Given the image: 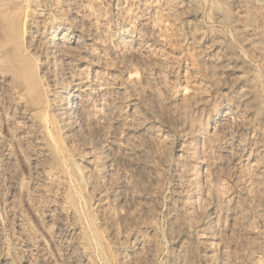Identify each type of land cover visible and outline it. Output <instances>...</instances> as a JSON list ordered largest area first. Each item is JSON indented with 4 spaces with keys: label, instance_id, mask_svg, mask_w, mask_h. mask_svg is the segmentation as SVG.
Returning <instances> with one entry per match:
<instances>
[{
    "label": "rangeland",
    "instance_id": "obj_1",
    "mask_svg": "<svg viewBox=\"0 0 264 264\" xmlns=\"http://www.w3.org/2000/svg\"><path fill=\"white\" fill-rule=\"evenodd\" d=\"M25 20L40 30L61 25L64 34H72L54 46L75 53L71 60L80 65L72 74L86 81L95 120L111 119L110 127L118 115L125 124L136 108L145 128L139 135L144 134L145 156L143 162L135 159L139 167L146 163L144 171L131 165L134 159L125 163L128 154L122 149L126 152V144L141 138L124 132L122 123L114 128L117 148H98L97 136L87 133L82 122H77L75 144L65 140L55 124L48 98L52 92L40 81L41 59L29 48L34 43L28 41ZM65 63L58 61L55 67L63 84L62 75L70 71ZM111 86L118 88L114 97L107 92ZM262 146L264 0H0V264H30L29 256L38 253L44 264H72L56 242L55 222L61 217L67 239L80 247L76 256L88 264L119 262L110 229L118 238L142 242L141 251L133 254L137 257L131 256L141 259L139 264H166L176 235L184 249H194L191 259H197L191 264H208L211 255L216 264H264ZM87 158L100 195L75 184L76 167ZM117 182L125 183V203H114L107 194L119 189ZM43 204H53L54 214L44 217ZM173 215L179 234L169 230ZM209 231L212 237L206 235Z\"/></svg>",
    "mask_w": 264,
    "mask_h": 264
},
{
    "label": "bare ground",
    "instance_id": "obj_2",
    "mask_svg": "<svg viewBox=\"0 0 264 264\" xmlns=\"http://www.w3.org/2000/svg\"><path fill=\"white\" fill-rule=\"evenodd\" d=\"M90 8V7H89ZM61 9V8H60ZM100 9V8H99ZM76 10V9H75ZM59 11V10H58ZM172 11V10H171ZM64 12V11H63ZM77 12V11H76ZM97 12V11H96ZM108 12V11H107ZM189 12V11H188ZM35 13V12H34ZM25 14V13H24ZM45 14V13H44ZM125 14V13H124ZM190 14V13H189ZM43 15V14H42ZM28 16V15H27ZM37 16V15H36ZM46 16V15H45ZM76 16V15H75ZM175 16V15H174ZM34 17V16H33ZM32 17V18H33ZM54 17V16H53ZM61 17V16H60ZM79 17V16H78ZM109 17V16H108ZM131 17V16H130ZM36 18V17H35ZM34 18V19H35ZM45 18V17H44ZM94 18V17H93ZM25 19V18H24ZM47 19V18H46ZM45 19V20H46ZM31 20V19H30ZM29 20V21H30ZM33 20V19H32ZM38 20H39V18H38ZM49 20V19H48ZM34 21V20H33ZM33 21H31V22H33ZM40 21H42L43 22V20H42V18L40 19ZM59 21V20H58ZM64 21V20H63ZM31 22H30V24H28V20H25V26L27 27V29H25V30H27V32H26V34H27V38L29 39L28 41H30V43H34L33 45H31V47H29L30 48V50L34 53V55L36 54V55H38V57H39V59H41V74H40V81H44V82H46L47 83V85H48V87H49V89H50V91L49 92H52V94L51 95H49L48 96V98H49V100H50V103H51V106H52V112L54 113V115H55V118H56V121L57 122H55L54 120V122H55V124L57 123L58 125L57 126H59V130L60 131H62V134H63V136H64V138H65V140L67 141H71L70 143H72V141H77V139L79 138V137H76L75 136V134H77V133H75V132H77L76 130H78V125H77V122L79 123H81L82 122V124H83V126H84V130L88 133H91L93 136H97V139H98V141L96 142V146L98 147V148H100V147H102V148H104L103 146H105V144H106V146L107 147H110V148H114V147H116V142H115V138H114V136L116 137V135H115V132H116V130L114 129V128H117V127H115V126H120V124L122 123V124H124L123 123V121H124V118H123V116L121 117V116H115L116 118H114L115 119V122H112V125L110 124V127L108 126V123L111 121V119H110V121L109 120H107V119H105L104 118V122H102V123H100V121H98V120H95L92 116H91V113H90V109H91V107L88 105L89 103H88V95H89V93H88V91H87V89H86V86L87 85H85V83H86V81L85 82H82L83 80H79V79H77V78H75V75H73L72 73V71L73 70H75V68H76V65L77 64H79V62L77 63V62H75V60H77V59H74V60H71V57H72V55L73 54H75V53H73V52H71V53H73L72 55H70V54H68V55H70V56H68L66 53H67V50H65V53L63 52H61L60 51V49H57L54 45L56 44V42H61L62 40H63V38H72V34H70V35H67V34H64V29H63V27L61 26V25H51L50 27L48 26V27H46L44 30L42 29V28H44V26L43 27H41L42 26V24L44 25L45 24V22L44 23H42V24H39L40 25V27H41V30L40 29H38V28H36V27H33L32 26V24H31ZM68 22V21H67ZM192 22V21H191ZM38 23H40V22H38ZM34 24V23H33ZM118 24V23H117ZM35 26H36V24H35ZM105 26V25H104ZM196 27V26H195ZM82 30V29H81ZM198 30V29H197ZM196 30V31H197ZM96 31V30H95ZM106 31V30H105ZM105 34V33H104ZM115 36V35H114ZM26 38V39H27ZM65 39H64V41H65ZM73 40V39H72ZM121 40V39H120ZM26 42V41H25ZM29 43V44H30ZM119 44V43H118ZM192 45V44H191ZM205 45V44H204ZM214 45V44H213ZM69 47V46H68ZM28 48V49H29ZM64 48V47H63ZM70 48H72L71 46H70ZM69 48V49H70ZM199 48V47H198ZM210 48V47H209ZM124 49V48H123ZM218 49V48H217ZM139 50V49H138ZM10 51V50H9ZM207 51V50H206ZM15 52V51H14ZM81 52V51H80ZM137 52V51H136ZM205 52V51H204ZM9 53V52H8ZM13 53V52H12ZM146 54V53H145ZM35 55V56H36ZM200 55V54H199ZM74 56H76V55H74ZM139 56V55H138ZM72 58H76V57H72ZM77 58H78V56H77ZM211 59V58H210ZM66 61V63L65 64H67L68 63V67H70V71H67V72H69L67 75L68 76H66L65 74L64 75H62V77L64 78V81H66V84H63V79H60L61 77H59L60 76V74H58L57 72H56V70H55V67L57 66V62L58 61ZM121 60H122V58H121ZM142 60V59H141ZM145 61V60H144ZM38 62V61H37ZM72 62V63H71ZM107 63V62H106ZM118 63H120V62H118ZM207 63V62H206ZM213 63V62H212ZM80 65V64H79ZM105 65V64H104ZM116 65V64H115ZM210 65V64H209ZM224 65V64H223ZM226 65H228V64H226ZM225 65V66H226ZM230 65V64H229ZM67 67V68H68ZM118 67V66H117ZM217 67V66H216ZM233 67V66H232ZM38 68V67H37ZM40 68V67H39ZM116 68V67H115ZM227 68V67H226ZM62 69V68H61ZM77 69H78V67H77ZM80 69V68H79ZM147 69V68H146ZM232 69V68H231ZM235 69V68H234ZM238 69V68H237ZM58 70V69H57ZM229 70V69H228ZM233 70V69H232ZM136 71V70H135ZM226 71V70H225ZM71 72V73H70ZM78 72V71H77ZM142 72V71H141ZM108 73V72H107ZM194 73V72H193ZM230 73V72H229ZM233 73V72H232ZM73 76H72V75ZM79 74H80V72H79ZM78 74V75H79ZM115 74V73H114ZM215 74H217V73H215ZM235 74V73H234ZM234 74H233V76H234ZM237 74V73H236ZM78 75H77V77H78ZM111 75V74H110ZM117 75V74H116ZM221 75V74H220ZM224 75V74H223ZM229 75V74H228ZM115 76V75H114ZM151 76V75H150ZM225 76V75H224ZM37 77V76H36ZM196 77V76H195ZM230 78H231V76H229ZM227 78H228V76H227ZM226 78V79H227ZM229 78V79H230ZM1 79H3V78H1ZM232 79H234V78H232ZM120 80V79H119ZM132 80V79H131ZM197 80V79H196ZM231 80V79H230ZM136 81V80H135ZM238 81V80H237ZM5 82V81H4ZM4 82H3V84H4ZM118 82V81H117ZM146 82V81H145ZM153 82H155V81H153ZM225 82V81H224ZM132 83H133V81H132ZM136 83V82H135ZM222 83V82H221ZM2 84V83H1ZM6 84V83H5ZM109 85H111L110 83H108ZM148 84H150V83H148ZM212 84V83H211ZM226 84V83H225ZM229 84V83H228ZM104 85V84H103ZM206 85V84H205ZM214 86V85H213ZM222 86V85H221ZM88 87V86H87ZM128 87V86H127ZM216 87V86H215ZM46 88V87H45ZM106 88V87H105ZM123 88V87H122ZM130 88V87H129ZM246 88V87H245ZM9 89V88H8ZM7 89V90H8ZM37 89V88H36ZM219 89V88H218ZM228 89V88H227ZM104 90V89H103ZM120 91V90H119ZM4 92V91H3ZM90 92V91H89ZM107 92H109V95L110 94H112L113 95V93H115L116 95L118 94V88L117 87H115V86H111L110 88L109 87H107ZM183 92V91H182ZM220 92V91H219ZM222 92V91H221ZM247 94V93H246ZM245 94V95H246ZM14 95V94H13ZM119 95H120V93H119ZM118 95V96H119ZM150 95V94H149ZM242 95H244V94H242ZM13 97V96H12ZM113 97H114V95H113ZM137 97V96H136ZM135 97V98H136ZM156 97V96H155ZM223 97V96H222ZM250 97V96H249ZM47 98V99H48ZM128 98V97H127ZM241 99H243L242 97H240ZM117 99V98H116ZM139 99V98H138ZM12 100V99H11ZM162 100V99H161ZM238 100V99H237ZM245 100V99H244ZM251 100V99H250ZM95 101V100H94ZM149 101V100H148ZM110 102V101H109ZM114 102V101H113ZM248 102H250V101H248ZM252 102H254L253 100H252ZM251 102V103H252ZM242 103V102H241ZM246 103V102H245ZM7 104V103H6ZM113 104V103H112ZM143 104V103H142ZM164 104V103H163ZM243 104H244V102H243ZM254 104V103H253ZM9 105V104H8ZM120 105V104H119ZM153 105V104H152ZM158 105V104H157ZM172 105V104H171ZM223 105V104H222ZM47 106V105H46ZM107 106V105H106ZM131 106H133V105H131ZM130 106V107H131ZM242 107V106H241ZM153 108V107H152ZM26 109V108H25ZM167 109V108H166ZM221 109V108H220ZM245 109H246V107H245ZM226 110V109H225ZM243 110V109H242ZM99 111V110H98ZM152 111H153V109H152ZM25 112V111H24ZM168 112V111H167ZM129 115H127V116H129L130 117V121H128L129 119H127V123H125L124 124V126H125V128H124V132H127V134L128 133H131V131L132 132H134V133H137L138 134V136L140 135V132H142V131H144V127H143V118H142V116L136 111V108H134V106L131 108V111H129ZM154 113V112H153ZM164 113V112H163ZM162 113V114H163ZM228 113V112H227ZM249 113H250V111H249ZM51 114V113H50ZM49 114V115H50ZM73 114H75V116L73 115ZM114 114H115V112H114ZM253 114V113H252ZM168 115V114H167ZM13 116V115H12ZM113 116V115H112ZM170 116V115H169ZM245 116V115H244ZM252 116V115H251ZM20 117V116H19ZM103 117V116H102ZM51 118V117H50ZM54 118V119H55ZM251 118V117H250ZM53 119V118H52ZM152 119V118H151ZM236 119V118H235ZM150 120V119H149ZM213 120H214V118H213ZM238 120V119H237ZM247 120H248V118H247ZM173 121H174V119H173ZM244 121H245V119H244ZM145 122V121H144ZM151 122V121H150ZM232 122V121H231ZM28 123V122H27ZM36 123V122H35ZM214 123V122H213ZM226 123V122H225ZM252 123V122H251ZM25 124V123H24ZM121 124V125H122ZM180 124V123H179ZM220 124V123H219ZM262 124V123H261ZM53 125V124H52ZM78 126V127H77ZM82 126V127H83ZM118 126V127H119ZM36 127V126H35ZM226 127V126H225ZM263 127V126H262ZM57 128V127H56ZM55 128V129H56ZM122 128V127H121ZM171 128V127H170ZM227 128V127H226ZM231 128V127H230ZM242 128V127H241ZM245 128H247L246 127V125H245ZM38 129V128H37ZM119 129V128H118ZM148 129V128H147ZM228 129V128H227ZM252 129V128H251ZM121 130V129H120ZM119 130V131H120ZM174 130V129H173ZM250 130V129H249ZM49 131V130H48ZM56 131V130H55ZM60 131H59V134H60ZM81 131H83V130H81ZM118 131V130H117ZM245 131V130H244ZM78 132H79V130H78ZM85 132V133H86ZM105 132H107L109 135L108 136H111V138H108V139H103V138H101V137H103L104 135H105ZM167 132V131H166ZM248 132V131H247ZM58 133V132H57ZM244 133V132H243ZM37 134V133H36ZM82 134V133H81ZM111 134V135H110ZM227 134V133H226ZM119 135H120V133H119ZM144 135V134H143ZM143 135H142V138L141 139H137V140H135V141H133V139H132V141H133V143L132 142H130V143H132V144H126L127 145V147H126V149L125 150H127L126 152L122 149V153H123V155H125L124 153H126V155L128 154V156H126V157H124L123 155V157L125 158V163L128 161L129 162V159H130V161L132 160V159H134V161L133 162H131L132 164L131 165H133V167L134 168H140L141 169V171L143 170H145L146 169V163H144L143 165L141 164V166L139 167V166H137V165H140V163L135 159V157L136 156H138V157H144L145 156V150L143 149V146H142V143L141 142H143ZM230 135V134H229ZM233 135V134H232ZM258 135V134H257ZM37 136V135H36ZM79 136V135H78ZM84 136V135H83ZM137 136V137H138ZM57 137V136H56ZM59 137V136H58ZM77 139H76V138ZM80 137H81V135H80ZM136 137V136H135ZM146 137V136H145ZM145 137H144V139H145ZM172 137V136H171ZM189 137V136H188ZM35 138V137H34ZM54 138V137H53ZM63 138V139H64ZM131 138V137H130ZM158 138V137H157ZM249 138V137H248ZM60 139H61V136H60ZM87 139V138H86ZM91 139V138H90ZM121 139V138H120ZM180 139V138H179ZM240 139V138H239ZM39 140V139H38ZM54 140V139H53ZM131 140V139H130ZM142 140V141H141ZM51 141V140H50ZM67 141V142H68ZM94 141V140H93ZM260 141V140H259ZM87 142V141H86ZM253 142V141H252ZM61 143H63L62 141H61ZM66 143V142H65ZM144 143V142H143ZM179 143H181V142H179ZM260 143H262V142H260ZM35 144V143H34ZM67 144V143H66ZM72 144H75V143H72ZM89 144V143H88ZM38 145V144H37ZM63 145V144H62ZM78 145V144H77ZM80 145V144H79ZM82 145H83V143H82ZM125 145V146H126ZM165 145H166V143H165ZM68 145H66L65 147H67ZM87 146V145H86ZM106 146H105V148H106ZM146 146V145H145ZM144 146V147H145ZM218 146V145H217ZM252 146V145H251ZM68 147H70V146H68ZM73 147V145H71V148ZM81 147V146H80ZM260 147V146H259ZM262 147H264V146H262ZM1 148V147H0ZM88 148V147H87ZM97 148V149H98ZM117 148V147H116ZM191 148V147H190ZM211 148V147H210ZM213 148V147H212ZM234 148V147H233ZM240 148V147H239ZM254 148V147H253ZM67 149V148H66ZM85 149V148H84ZM88 149H90V148H88ZM96 149V148H95ZM94 149V150H95ZM219 149V148H218ZM221 149V148H220ZM227 148H225V150H226ZM256 149V148H255ZM69 150V148L67 149V151ZM72 150H73V148H72ZM71 150V151H72ZM92 150V149H91ZM101 150V149H100ZM163 150V149H162ZM176 150H177V148H176ZM231 150V149H230ZM240 150H241V148H240ZM239 150V151H240ZM253 150V149H252ZM258 150V149H257ZM41 151V150H40ZM73 151H75V150H73ZM96 151H98V150H96ZM228 151V150H227ZM226 151V152H227ZM65 152V151H64ZM69 152V151H68ZM76 152V151H75ZM74 152V153H75ZM160 152V151H159ZM212 152V151H211ZM225 152V151H224ZM226 152L224 153V154H226ZM120 153V152H119ZM166 153V152H165ZM228 153V152H227ZM82 154V153H81ZM89 154V153H88ZM116 154V153H115ZM156 154V153H155ZM159 154H161V153H159ZM210 154V153H209ZM219 154V153H218ZM43 155V154H42ZM212 155V154H211ZM44 156H45V154H44ZM179 156V155H178ZM225 156V155H224ZM250 156V155H249ZM2 157V156H1ZM28 157V156H27ZM237 157V156H236ZM254 157V156H253ZM76 158V157H75ZM141 158H139V159H141ZM155 158V157H154ZM119 159H121V158H119ZM158 159V158H157ZM166 159V158H165ZM225 159V158H224ZM51 160V159H50ZM73 160H75V159H73ZM82 160V159H81ZM85 160V159H84ZM143 158H142V161L141 162H143ZM161 160V159H160ZM218 160V159H217ZM246 160V159H245ZM123 161V160H122ZM146 161V160H145ZM227 161V160H226ZM32 162V161H31ZM46 162V161H45ZM52 162V161H51ZM84 162V161H83ZM100 162V161H99ZM116 162V161H115ZM124 162V161H123ZM48 163V162H47ZM253 163V162H252ZM75 164V163H74ZM92 164H93V162H92V160L90 159V158H87L86 159V161L84 162V165L83 166H81V168H79V167H76L78 170L77 171H79V174L77 175V178L75 177V179H74V181H75V184L76 185H80V184H82L83 183V185L84 186H86L87 187V189L89 188V190H91L93 193H94V196H96V195H100V193H103L102 192V189L101 190H99L100 189V187L98 186V183H97V181H98V179H97V181L95 180V178H92L91 177V171H92ZM42 165V164H41ZM229 165V164H228ZM233 165V164H232ZM235 165V164H234ZM46 166V165H45ZM73 166H75V165H73ZM77 166H79V165H77ZM99 166V165H98ZM108 166V165H107ZM129 166V165H128ZM217 166V165H216ZM225 166V165H224ZM65 167V166H64ZM132 167V166H131ZM242 167V166H241ZM75 168V167H74ZM133 168V169H134ZM149 168V167H148ZM158 168V167H157ZM177 168V167H176ZM227 168V167H226ZM253 168V167H252ZM40 169V168H39ZM135 169V170H136ZM4 170V169H3ZM9 170V169H8ZM12 170V169H11ZM124 170V169H123ZM132 170V169H131ZM75 171V170H74ZM129 171V170H128ZM136 171H138V170H136ZM140 171V170H139ZM254 171V170H253ZM153 172V171H152ZM232 172V171H231ZM238 172V171H237ZM252 172V171H251ZM263 172V171H262ZM135 173V172H134ZM222 173V172H221ZM230 173V172H229ZM38 174V173H37ZM172 174V173H171ZM236 174V173H235ZM122 175V174H121ZM252 175V174H251ZM57 176V175H56ZM125 176V175H124ZM156 176V175H155ZM159 177H160V175H158ZM259 176V175H258ZM264 176V175H263ZM1 177V176H0ZM115 177V176H114ZM123 177V176H122ZM133 177V176H132ZM134 177H136V176H134ZM151 177V176H150ZM14 178V177H13ZM53 178V177H52ZM92 178V179H91ZM112 178V177H111ZM146 178V177H145ZM236 178V177H235ZM48 179V178H47ZM100 179V178H99ZM2 180V179H1ZM61 180V179H60ZM114 180V179H113ZM153 180V179H152ZM54 181V180H53ZM124 181V180H123ZM136 181V180H135ZM176 181V180H175ZM263 181V180H262ZM64 182V181H63ZM101 182H102V180H101ZM146 182V181H145ZM253 182V181H252ZM264 182V181H263ZM1 183V182H0ZM6 183V182H5ZM118 183V182H117ZM116 183V185H118L119 186V189L117 190V191H113V192H105V193H107V194H109L110 195V197L112 198V201L114 202V203H119V202H123L125 199V189L123 188L124 186H125V183H118L117 184ZM155 183V182H154ZM237 183V182H236ZM4 184V183H3ZM2 184V185H3ZM43 184V183H42ZM46 184V183H45ZM106 184V183H105ZM124 184V185H123ZM138 184V183H137ZM144 184V183H143ZM142 184V185H143ZM149 184V183H148ZM259 184V183H258ZM36 185V184H35ZM64 185V184H63ZM71 185V184H70ZM1 186V185H0ZM117 186V187H118ZM36 187V186H35ZM85 187V188H86ZM153 187V186H152ZM45 188V187H44ZM49 188V187H48ZM3 189H4V187H3ZM34 189V188H33ZM46 189V188H45ZM86 189V190H87ZM111 189V188H110ZM130 189V188H129ZM145 189V188H144ZM57 190V189H56ZM119 190H121V192L118 194V192H119ZM146 190V189H145ZM178 190V189H177ZM244 190V189H243ZM42 191V190H41ZM90 191V192H91ZM98 191V192H97ZM131 191V190H130ZM46 192V191H45ZM48 192V191H47ZM51 192V191H50ZM91 192V193H92ZM262 192V191H261ZM34 193V192H33ZM153 193V192H152ZM182 193V192H181ZM6 194V193H5ZM121 194H123L122 196H121ZM136 194V193H135ZM247 194V193H246ZM259 194V193H258ZM19 195V194H18ZM42 195V194H41ZM131 195V194H130ZM154 195V194H153ZM254 195V194H253ZM256 195V194H255ZM7 196V195H6ZM27 196V195H26ZM31 196V195H30ZM62 196V195H61ZM60 196V197H61ZM81 196V195H80ZM88 196V195H87ZM132 196H134V195H132ZM185 196V195H184ZM241 196V195H240ZM245 196V195H244ZM46 197V196H45ZM64 197V196H63ZM246 198V197H245ZM56 199V198H55ZM81 199H82V197H81ZM89 199H90V197H89ZM144 199V198H143ZM168 199V198H167ZM183 199V198H182ZM254 199V198H253ZM252 199V200H253ZM36 200V199H35ZM56 200H58V199H56ZM55 200V201H56ZM66 200V199H65ZM123 200V201H122ZM131 200H133V199H131ZM137 200V199H136ZM159 200V199H158ZM157 200V201H158ZM242 200V199H241ZM45 201H47V200H45ZM44 201V202H45ZM50 201H52V200H50ZM54 201V200H53ZM101 201V200H100ZM125 201H127V200H125ZM138 201V200H137ZM144 201V200H143ZM193 201V200H192ZM244 201V200H243ZM49 202V201H48ZM66 202V201H65ZM91 202V201H90ZM130 202V201H129ZM43 203V202H42ZM58 203V202H57ZM56 203V204H57ZM102 203V202H101ZM100 203V204H101ZM123 203H125V202H123ZM173 203V202H172ZM243 203V202H242ZM241 203V204H242ZM17 204V203H16ZM41 204V203H40ZM47 204H49V203H47ZM122 204V203H121ZM134 204H135V202H134ZM140 204V203H139ZM248 204V203H247ZM257 204V203H256ZM34 205V204H33ZM44 205V204H43ZM53 205V204H52ZM52 205H44L43 207H42V209H43V213H44V217L46 216V218L47 217H50L51 216V213H53L54 211H53V207H52ZM59 205V204H58ZM61 205V204H60ZM85 205V204H84ZM93 205V204H92ZM126 205V204H125ZM142 205V204H141ZM54 206V205H53ZM57 206V205H56ZM55 206V207H56ZM70 206V205H69ZM98 206V205H97ZM143 206V205H142ZM172 206V205H171ZM177 206V205H176ZM246 206V205H245ZM249 206V205H248ZM259 206V205H258ZM9 207V206H8ZM91 207V206H90ZM95 207V206H94ZM94 207H93V209H94ZM99 207V206H98ZM98 207H95V208H98ZM107 207V206H106ZM141 207V206H140ZM150 207V206H149ZM263 207V206H262ZM37 208V207H36ZM135 208V207H134ZM146 208V207H145ZM158 208V207H157ZM172 208V207H171ZM181 208V207H180ZM235 208H237V207H235ZM257 208V207H256ZM8 209V208H7ZM57 208H55V210H56ZM73 209V208H72ZM100 209V208H99ZM127 209V208H126ZM130 209H132V208H130ZM148 209V208H147ZM179 209V208H178ZM205 209V208H204ZM207 209V208H206ZM205 209V210H206ZM244 209V208H243ZM249 209V208H248ZM259 209V208H258ZM38 210V209H37ZM95 210V209H94ZM93 210V211H94ZM124 210V209H123ZM153 210H154V208H153ZM238 210H240V209H238ZM57 211V210H56ZM55 211V212H56ZM78 211V210H77ZM81 211V210H80ZM125 211V210H124ZM149 211V210H148ZM152 211V210H151ZM233 211V210H232ZM58 212H60L59 211V209H58ZM62 212V211H61ZM76 212V211H75ZM95 212V211H94ZM197 212V211H196ZM199 212V211H198ZM247 212V211H246ZM263 212H264V210H263ZM13 213V212H12ZM129 213V212H128ZM133 213V212H132ZM137 213V212H136ZM135 213V214H136ZM6 214H8V213H6ZM10 214V213H9ZM13 214H15V213H13ZM54 214V213H53ZM52 214V215H53ZM63 213H59V216H61ZM80 214V213H79ZM125 214V213H124ZM165 214V213H164ZM172 214V213H171ZM193 214V213H192ZM241 214V213H240ZM243 214V213H242ZM248 214V213H247ZM16 215V214H15ZM56 215V214H55ZM58 215V214H57ZM56 215V216H57ZM117 215V214H116ZM14 216V215H13ZM43 216V215H42ZM54 216V215H53ZM63 216H65L64 214H63ZM84 216V215H83ZM174 216V215H173ZM180 216V215H179ZM203 216V215H202ZM224 216V215H223ZM236 216H237V214H236ZM14 217H16V216H14ZM58 217V216H57ZM67 217H69V216H67ZM105 217V216H104ZM118 217V216H117ZM127 217V216H126ZM133 217V216H132ZM131 217V218H132ZM138 217V216H137ZM141 217V216H140ZM177 217V216H176ZM207 217V216H206ZM228 217V216H227ZM235 217V216H234ZM70 218V217H69ZM72 218H73V215H72ZM94 218V217H93ZM178 218V217H177ZM216 218V217H215ZM214 218V219H215ZM240 218V217H239ZM9 219V218H8ZM62 219H63V217H61V218H57V220H56V226H57V229H58V233H57V236H55L56 237V242L58 241V243H59V246H60V248L61 249H63V251H64V253H66V255L65 256H67L68 257V260H69V262H71L72 264H88V262L87 261H84V256H83V258L81 257V258H79V254H78V252H79V250H80V247H78V243H76V241H72V240H68L67 239V237H68V235H66V231H64L63 230V226H62ZM65 219V218H64ZM97 219V218H96ZM174 219H175V216L174 217H170V219H169V221H170V227H171V229H169V230H173V231H176L177 229H175V228H173L174 226H173V221H174ZM74 220V219H73ZM91 220V219H90ZM130 220V219H129ZM133 220V219H132ZM132 220H130V221H132ZM139 220V219H138ZM168 220V219H167ZM180 220V219H179ZM218 220V219H217ZM253 220V219H252ZM105 221V220H104ZM254 221V220H253ZM45 222V221H44ZM107 222V221H106ZM126 222V221H125ZM145 222V221H144ZM53 223V222H52ZM74 223V222H73ZM149 223V222H148ZM148 223H147V225H148ZM186 223V222H185ZM238 223V222H237ZM246 223V222H245ZM27 224V223H26ZM44 224V223H43ZM137 224V223H136ZM151 224V223H150ZM180 224V223H179ZM253 224H254V222H253ZM75 225V224H74ZM124 225V224H123ZM53 226H54V224H53ZM141 226V225H140ZM145 226V225H144ZM188 226V225H187ZM25 227H26V225H25ZM24 227V228H25ZM45 227V226H44ZM113 227V226H112ZM132 227V226H131ZM181 227V226H180ZM208 227V226H207ZM215 227V226H214ZM21 228V227H20ZM127 228V227H126ZM168 228V227H167ZM235 228V227H234ZM26 229V228H25ZM249 229V228H248ZM1 230V229H0ZM13 230V229H12ZM97 230V229H96ZM140 230V229H139ZM183 230L184 229H182V232H183ZM240 230V229H239ZM50 231V230H49ZM69 231V230H68ZM73 231V230H72ZM113 231H115V230H113V229H110L109 231H108V234L110 235L109 236V238H110V242L112 243V244H116V247H117V249H116V251H115V253L114 254H116V256L118 257L117 259H118V261L119 262H117V264L119 263V264H139L140 263V261H141V259H140V261L139 260H137V259H139V258H136V259H132L131 258V256L134 254V253H136V252H138L139 250L141 251V249L139 248L140 246H141V244H140V242L139 241H137L136 239H134L133 238V236L132 237H125V238H123V237H121V238H118V237H116L115 236V234H114V232ZM185 231V230H184ZM210 231H214V230H210ZM210 231H209V233H206V235L207 234H209L208 236H210V237H212V233H210ZM230 231V230H229ZM235 231V230H234ZM254 231V230H253ZM259 231V230H258ZM113 232V233H112ZM177 232H178V234H179V231L177 230ZM189 232V231H188ZM187 232V233H188ZM215 232H216V230H215ZM221 232V231H220ZM233 232V231H232ZM241 232V231H240ZM239 232V233H240ZM186 233V234H187ZM238 233V234H239ZM56 234V233H55ZM75 234V233H74ZM132 234V233H131ZM134 234H136V233H134ZM175 234H177L176 232H175ZM184 234H185V232H184ZM214 234V233H213ZM237 234V233H236ZM250 234V233H249ZM254 234V233H253ZM256 234V233H255ZM33 235V234H32ZM71 235V234H70ZM129 235V234H128ZM153 235V234H152ZM174 235V234H173ZM183 235V234H182ZM189 235V234H188ZM261 235V234H260ZM169 236H170V233H169ZM177 237H175L174 238V236H171L172 237V242L174 243V246H173V249H172V252H171V256H170V258L167 260V262H166V264H191V262L193 261V260H195V259H197L196 257L192 260L191 259V255L193 254H191V252H190V250H192V249H189V250H187V248H189L188 247V245H187V248L186 249H184V246L182 247V241H181V237L180 236H178V235H176ZM184 236V235H183ZM256 236V235H255ZM98 237V236H97ZM170 237V238H171ZM186 237V236H185ZM193 238H194V236H192ZM227 237V236H226ZM233 237V236H232ZM237 237V236H236ZM253 237V236H252ZM38 238V237H37ZM92 238V237H91ZM139 238V237H138ZM142 238V237H141ZM183 238V237H182ZM198 238V237H197ZM228 238V237H227ZM248 238V237H247ZM106 239V238H105ZM108 239V238H107ZM187 239V238H186ZM246 239V238H245ZM257 239H258V237H257ZM109 240V239H108ZM189 240H190V238H189ZM188 240V241H189ZM226 240V239H225ZM256 240V239H255ZM169 241V240H168ZM239 241V240H238ZM261 241V240H260ZM79 242V241H78ZM84 242H85V240H84ZM254 241H252V243H253ZM30 243V242H29ZM89 243V242H88ZM94 243V242H93ZM100 243V242H99ZM111 243L109 244V245H111ZM142 243V242H141ZM148 243V242H147ZM146 243V245L148 246L149 245V243L147 244ZM183 243H186V241L185 242H183ZM189 243V242H188ZM212 243H214V242H212ZM230 243V242H229ZM14 244V243H13ZM28 244V243H27ZM32 244V243H31ZM87 244V243H86ZM193 244V243H192ZM254 244V243H253ZM108 245V244H107ZM145 245V246H146ZM190 245V244H189ZM235 245V244H234ZM239 245V244H238ZM32 246V245H31ZM236 246V245H235ZM152 247H153V245H152ZM181 247V248H180ZM191 247V246H190ZM241 247V246H240ZM247 247V246H246ZM103 248V247H102ZM148 248V247H147ZM11 249V248H10ZM33 249V248H32ZM31 249V250H32ZM81 249H83V248H81ZM138 249V251H135V250H137ZM153 249V248H152ZM151 249V250H152ZM182 250V251H178V250ZM257 249V248H256ZM24 250H27V249H24ZM84 250V249H83ZM96 250V249H95ZM150 250V251H151ZM194 250V249H193ZM210 250V249H209ZM218 250V249H217ZM245 250V249H244ZM37 251H38V249H37ZM44 251V250H43ZM249 251V250H248ZM13 252V251H12ZM26 252V251H25ZM147 252V251H146ZM215 252V251H214ZM231 252V251H230ZM43 253V252H42ZM31 254H33V253H31ZM39 254V253H38ZM36 255L35 256V258H33V257H31V256H29V261L31 262L30 264H44V261L42 260V258L41 257H43V256H41L40 254L39 255ZM76 254H78L77 256H76ZM144 254V253H143ZM153 254V253H152ZM231 254V253H230ZM249 254V253H248ZM30 255V254H29ZM47 255V254H46ZM169 255V254H168ZM218 255V254H217ZM252 255V254H251ZM21 256V255H20ZM105 256V255H104ZM134 256V255H133ZM149 256V255H148ZM250 256V255H249ZM134 257H137V255L136 256H134ZM151 257V256H150ZM105 258V257H104ZM28 259V258H27ZM49 259V258H48ZM2 260V259H1ZM113 260V259H112ZM144 260V259H143ZM152 260V259H151ZM192 260V261H191ZM242 260V259H241ZM28 261V262H29ZM101 261V260H100ZM104 261V260H103ZM109 261V260H108ZM219 261V260H218ZM112 262H114V261H112ZM195 262H196V260H195ZM194 262V263H195ZM203 262H204V260H203ZM207 262V261H206ZM209 262H210V264H216V260L214 259V257L211 255L210 256V260L208 261V264H209ZM47 263V262H46ZM143 263V262H142ZM150 263V262H149ZM193 263V262H192ZM65 264V263H64ZM145 264V263H144ZM199 264V263H198ZM207 264V263H206ZM246 264V263H245ZM261 264V263H260Z\"/></svg>",
    "mask_w": 264,
    "mask_h": 264
}]
</instances>
